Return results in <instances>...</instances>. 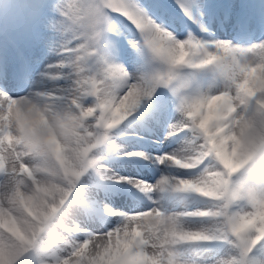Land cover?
Here are the masks:
<instances>
[{
    "label": "snow or ice",
    "instance_id": "6c2138e0",
    "mask_svg": "<svg viewBox=\"0 0 264 264\" xmlns=\"http://www.w3.org/2000/svg\"><path fill=\"white\" fill-rule=\"evenodd\" d=\"M176 4L207 40L191 32L178 38L137 0H50L52 16L37 13L51 34L37 33L42 55L21 56L11 73L0 60V264L29 257L33 264H198L186 258L189 249L214 255L217 246L227 251L212 264H264L250 257L264 245V14L257 20L226 8L215 17L217 31L230 28L247 44L236 46L209 31L212 20L201 22V0ZM110 17L123 18L135 35ZM128 49L144 61L139 74L115 62ZM205 72L211 82L202 87L196 74ZM138 116L167 124L169 138L190 137L155 163L198 174L155 183L109 175L99 150H114L109 131ZM90 171L132 185L151 206L99 214L81 186ZM185 194L206 207L161 203Z\"/></svg>",
    "mask_w": 264,
    "mask_h": 264
},
{
    "label": "rangeland",
    "instance_id": "374dc122",
    "mask_svg": "<svg viewBox=\"0 0 264 264\" xmlns=\"http://www.w3.org/2000/svg\"><path fill=\"white\" fill-rule=\"evenodd\" d=\"M142 1L137 0V2L141 4V6L145 9V11L150 16H152L154 19L157 16H159L161 20L165 21V25L169 28V30L174 31L178 38L182 39L185 36V34H187L188 32H191L193 34V36H195L197 39H200L202 42L207 40V34L206 33H200L197 24L192 23L186 17H184V15L180 11L179 7H177L176 0H150L147 2L145 0H142ZM211 1L212 0H201L202 4L204 3L203 4L204 8L201 12V22H205L208 19L212 20L213 24L211 27H209V31H212V33L214 35H216L220 38L222 36L221 33H222V31H224V29H220L217 32V25L215 23L216 15L214 17H212V11H210V8H208ZM224 1L225 0H216V2H221L225 6L224 8H222L221 4H219V5L217 4V7H221L222 9H226V8L231 7V9H232V6H233L235 0H226V4L224 3ZM15 2L16 1H14V0H0V33L2 34V36H4L5 39H3V40L5 41V44H6V45H0L2 48H5V50H3L4 52L2 50H0L1 51L0 52V60L5 58V59H9L10 63L12 61L11 66H13V70L17 69V67H18L17 64H19V62H17V61L20 60L21 56H23L25 58L28 57L27 54H28L29 48L32 47V48L37 49V47H38L40 50L42 49V44H41L40 39L37 38V33H39V34L41 33L40 36H42L43 30L41 28L40 21L37 19V13L39 12L41 17H51L52 16V12H51V9L49 7L50 0H22L24 6L26 7V10L24 12V15L21 17V18H23L22 21L19 20L18 22H16L13 18V16H15L13 14H18L16 11L17 3H15ZM68 2L76 3L77 0H68ZM186 2L190 3L191 0H186ZM246 2L249 3V4H246L247 8H250V6H251V8H253L255 10V13L258 16V18H260L261 15L264 14V4H262L259 0H247ZM229 3H231L230 6H228ZM165 4H166V6H165ZM241 10L242 11L246 10V7L243 5L241 7ZM27 11H29V12L26 13ZM18 17H20V16H18ZM206 18H208V19H206ZM109 19L115 28L129 33L130 36L135 35V29H133L131 27V25H129L127 23V21H124L123 18H119V20H117L113 17H110ZM5 30H6V32H5ZM9 30H11V31H9ZM229 34H230V32H229ZM229 34L228 35L226 34L224 39H229ZM17 35H19V36H17ZM229 40H232L233 43L238 44V43H236L237 40H233L231 38ZM254 42H256V41H254ZM11 44H13L15 46L14 50L10 46ZM132 52H133L132 49H128V55L127 56L122 57L118 61H115L116 63H119V64H121V66L125 67L126 71H129L130 75L132 74L133 70L137 71V68L139 69V66L143 67V63H144V61H142L143 59L139 58L138 56H137L138 60L136 62V59L133 58V56H135V55L134 54L130 55V53H132ZM14 53H16V54H14ZM17 54H18V56H16ZM17 57H18V59H17ZM13 58H16V59H13ZM134 61H135V63H134ZM138 62H140V63H138ZM14 64H15V67H14ZM130 65H132V67H133V70L131 69L132 71L129 68ZM178 71L181 73V75H188L191 73L192 70L186 69V68H181V69H178ZM137 73L139 74V72H137ZM202 79H204V75L202 73H197L196 74V83L198 84L199 82H201ZM206 80L211 82V78L206 79ZM202 81H205V80H202ZM164 92L169 96L171 95L167 89L166 90L164 89ZM173 112H174V110H173ZM140 125L142 127H144V126L148 127L149 126L147 130H151V127H152V125L148 121H146L143 117L138 116L135 119L129 118V120L125 121L124 124H122L119 128L110 130L109 136H111L113 147L115 146V144L122 142V141L124 142V141L137 140V139L139 141H143L146 139L149 140L150 136H148L149 135L148 131L145 132L144 130H141ZM180 138H186V137H181V136L175 137V138L174 137H171V138L167 137L166 142L167 143H170V142L172 143L174 141L176 142ZM115 149H114V151L110 149L111 150L110 151L107 148H104V147L101 148V151H103V152H101L100 155L102 156V162L103 163L104 162L107 163V162L114 161V160L117 161V160H121V159L122 160L126 159L123 155L126 152L121 151L120 148H118L116 150ZM108 151H110V152H108ZM106 156H107V158H106ZM131 160H133V159H131ZM133 161L136 163V164L135 163H133V164H135V166L138 167V170L144 175V177L142 176L144 179H146L147 181L153 180L154 175L153 174L151 175V173L149 171H146L147 169L144 167V164L139 163V161H135V159ZM140 169L143 170L144 172H142ZM87 176L90 179L86 176H84V178L82 177L83 181H81V184L83 186L90 184L91 182L95 185H100V184L103 185V184H106L107 182L112 183L110 180L109 181L108 180L101 181L99 177L96 179L95 173L91 172V171L89 173H87ZM148 177H151V179H148ZM93 178L96 180H94ZM83 183H85V184H83ZM112 185H114V184L112 183ZM114 186L116 187V185H114ZM117 189H120V187L119 188L117 187ZM122 191L124 192L125 195L129 196L132 200H134V198H133L134 195H129L127 191H124V190H122ZM132 205H133V203H132ZM204 207H206V203L203 200V207H201V209H203ZM133 209L140 210V209H142V206L140 204L136 203V205H133ZM255 248L253 249V252L250 253V257L253 259H257V260H264V245H257ZM188 251L189 252H186V258L191 259V260H196V261H198V264H199V262H203V264H212V261L215 259L221 258L224 255V251H227V249H224L223 251H221V250H219V246H217L216 248H214V252H215L214 255H210L208 252H206L204 250V248H192ZM26 264H33V259L31 257L27 258Z\"/></svg>",
    "mask_w": 264,
    "mask_h": 264
},
{
    "label": "bare ground",
    "instance_id": "6f19581e",
    "mask_svg": "<svg viewBox=\"0 0 264 264\" xmlns=\"http://www.w3.org/2000/svg\"><path fill=\"white\" fill-rule=\"evenodd\" d=\"M14 1H16L15 3H17L16 11H17L18 14H13V15H15V16H13V18H14V20L16 22H18L19 20L22 21L23 18H21V17L24 15L26 7L24 6L22 0H14ZM145 1L147 2V1H150V0H145ZM165 6H166V4H165ZM28 12L29 11H27L26 13H28ZM17 15L20 16V17H18ZM206 19H208V18H206ZM226 30H227V28H224V31H222V33H221L222 36L220 37V39H224V37L226 36ZM9 31H11V30H9ZM5 32H6V30H5ZM48 35H51V34L50 33H45V32L42 31V36L41 37L43 38L44 36H48ZM17 36H19V35H17ZM252 43H255V42L253 41ZM233 44L236 45V46H247V44H245L243 42L238 43V44H235V43H233ZM0 50L3 51V50H5V48L1 47ZM14 54H16V53H14ZM27 55H28V57L27 56L26 57L29 60L35 62V60H37L42 55V49L40 50L38 47H37V49L31 47V48L28 49V54ZM130 55H133V52L130 53ZM16 56H18V54ZM133 58H135L136 62H137V60H138L137 56H133ZM13 59H16V58H13ZM17 59H18V57H17ZM2 60L6 63L8 72L9 73L13 72L14 70H13V68L11 66V63H10L9 59H5L4 58ZM17 62H19V60ZM138 63H140V62H138ZM33 68L35 70V64H33ZM129 68H130V70L131 69L133 70L132 65H130ZM141 68H142V66H139V69L137 68L136 72H139L141 70ZM209 83L210 82L208 80H205V81L199 82L198 85H201L202 87H204V86H207ZM20 94H22V93H20ZM9 95L15 96V95H17V92L15 90H13V91H11L9 93ZM172 115H173V117H175L177 114L172 112ZM174 122H175L174 118L169 121V123H174ZM166 129H167V124L164 125V128H158V127H154L152 125L151 130H148V134H149L148 136H150L149 140L146 139V140H143V141H139L137 139V140L124 141V142L122 141V142H119V143L115 144V146H114V149L115 148L116 149L120 148L121 151L126 152V153L127 152H134V151L144 152L149 157V159H146V160L135 159V161H139L141 164H144V167L146 169L148 168L150 170L149 172L151 173V175L152 174L154 175L153 176V180L147 181L146 179H144L143 178L144 175L138 170V167L135 166V164H133L134 162H132V160L128 159V158H126L125 160H119V161H115L114 160V161H110V162H107V163L106 162H104V163L102 162L104 167L108 169V174L111 175V176L116 177L117 179L120 178V177H128V178H132V179H136V180H144V181H147L148 183H155L160 178V176H162V175H172V176H178V177H183V178H189V177H191L193 175L198 174L200 169H197V170H178V169H175L174 167H166L164 165H159V164L155 163L154 157H157V156H159L161 154H165V153L171 154L173 152H179V151L183 150L185 147H187V139L189 137L180 138L176 142L174 141L172 143L171 142L167 143L166 142L167 141V131H166ZM181 137H185V136L182 134ZM110 151H108V152H110ZM99 152L101 153L103 151H101V149H100ZM106 158H107V156H106ZM141 171L144 172L143 170H141ZM85 176L88 177L87 174ZM95 178L97 179L98 176H96ZM96 179H94V180H96ZM148 179H151V177H148ZM82 181H83V179H82ZM110 181L114 185H116V187H114V188H106L102 184L95 185L92 182L90 184L85 185V186H83L81 184L83 190L85 191V193L89 197V202L93 205L94 208H102V209H104L106 207H110V208H113V209H120V210H123V211H127L129 208L133 209V205H136V202L134 200H132L129 196L125 195L122 190L127 191L129 193V195L132 194L134 196H139V197L143 198L144 202L143 203L141 202L142 204H140V205L142 206V209H140V210H146L147 208H149L151 206L149 198L146 197L143 193H140L132 185L117 184L113 180H110ZM83 184H85V183H83ZM117 187L118 188L120 187V189H117ZM151 199H157V200L160 199L159 194H154ZM131 202L133 203V205H132ZM161 203L169 210H172V209L179 210V207L183 206V205H187L190 210L201 209V207H203V199L198 197L196 194H185L182 197H175V196L169 197L166 200H162ZM187 252H189V251H187Z\"/></svg>",
    "mask_w": 264,
    "mask_h": 264
},
{
    "label": "clouds",
    "instance_id": "9594fccd",
    "mask_svg": "<svg viewBox=\"0 0 264 264\" xmlns=\"http://www.w3.org/2000/svg\"><path fill=\"white\" fill-rule=\"evenodd\" d=\"M5 239H6V241L8 242V243H12V241L10 240V239H8L7 237H4Z\"/></svg>",
    "mask_w": 264,
    "mask_h": 264
}]
</instances>
